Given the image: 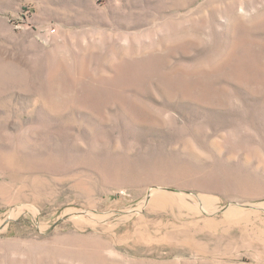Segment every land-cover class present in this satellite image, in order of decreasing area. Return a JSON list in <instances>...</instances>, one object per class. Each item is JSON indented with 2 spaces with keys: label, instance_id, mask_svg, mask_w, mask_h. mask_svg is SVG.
<instances>
[{
  "label": "rangeland",
  "instance_id": "374dc122",
  "mask_svg": "<svg viewBox=\"0 0 264 264\" xmlns=\"http://www.w3.org/2000/svg\"><path fill=\"white\" fill-rule=\"evenodd\" d=\"M0 264H264V0H0Z\"/></svg>",
  "mask_w": 264,
  "mask_h": 264
}]
</instances>
